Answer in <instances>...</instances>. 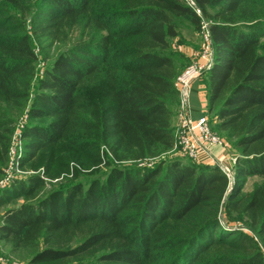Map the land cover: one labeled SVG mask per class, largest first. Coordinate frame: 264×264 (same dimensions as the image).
I'll list each match as a JSON object with an SVG mask.
<instances>
[{"label": "trees", "instance_id": "1", "mask_svg": "<svg viewBox=\"0 0 264 264\" xmlns=\"http://www.w3.org/2000/svg\"><path fill=\"white\" fill-rule=\"evenodd\" d=\"M193 1L201 17L184 0H0V174L28 101V120L47 121L23 132L45 176L61 147L75 151L63 170L106 165L39 199L35 175L0 193L14 203L0 236L34 250L27 264H264V0ZM201 18L214 61L196 82L238 151L229 193L219 168L173 153L179 49ZM32 43L68 47L36 77ZM248 178L261 181L243 192Z\"/></svg>", "mask_w": 264, "mask_h": 264}, {"label": "rangeland", "instance_id": "2", "mask_svg": "<svg viewBox=\"0 0 264 264\" xmlns=\"http://www.w3.org/2000/svg\"><path fill=\"white\" fill-rule=\"evenodd\" d=\"M202 20L206 22V20H204L203 18ZM75 36L76 34H74L73 37ZM189 40H191L190 42L193 43L195 47H193L192 45H189L186 47H182L179 50L182 52V54L186 55V57L188 58L190 62L191 56L189 59V54L198 52L200 50L201 45H200L199 30L195 34V37ZM33 44L34 43H32V45ZM33 47H34L35 55L37 57V62L35 65V70H36L35 74H36V77H39L42 74L43 70L50 65L52 60H54L56 55L60 53L63 49L67 48L68 46L64 44H61V45L53 44L51 48L47 49L46 47L42 51H39L38 46L37 45L35 46V44L33 45ZM44 57H47V59H44ZM32 83L34 84V81ZM28 105H29V101L25 104L24 108L20 112H18L16 115L14 113L15 121H14L12 134L9 138L7 160H6V163L2 166V170L0 174V193L6 190H9L11 185L14 184L15 182L26 181L28 177L35 175V176H38L44 183V187H42L37 193L38 194L37 199H39V198H42L44 195L48 194L49 192H51L52 190L62 188L63 186H61V184H64V182L67 183V181H70L71 179L74 178V173L76 170L78 172V178H75V180L82 182V184L86 182L83 179L84 178L83 173L87 175L88 177H90L89 179H91L94 177L98 178L99 176H101L103 171L106 172V170H104L106 165H105V162L103 161L100 164L101 168L96 167L95 170L92 168H91L92 170L90 169L84 170V168L81 167L80 164H77L74 161H73L74 163L69 162L70 164L68 167V171L63 170L62 168H60L64 166L62 165L64 161L62 160L61 157L64 155H67L69 152L71 155H74L75 151H68L67 149L61 147L60 156L58 157L57 166L55 168L56 171L58 172L60 171L59 176L57 178H49L45 176L43 167L37 164L34 165L35 164L33 162L34 160L27 159L28 153H27V148L25 146L26 141H24V138H23V132L26 128L32 125L42 126L46 124L47 121L45 120L29 121L27 118ZM177 111H178V108H177ZM202 116H205L208 119V121H209V117L211 118V120H213V124H209V126L211 125L210 128L212 127L215 131V132L214 131L212 132L215 133L224 144L222 148H218L216 150L215 155H216V158L218 159V162L221 163L222 167L228 170V173H226V175H227V178L229 177L228 178L229 186H230L229 191H228L229 193L232 190L233 184H234L233 170L231 168L232 166L231 161L233 158H236V156H238V151L234 148V143L229 142L226 136L218 131L217 123L214 121L213 116H209L208 113L206 112L203 113ZM176 120L177 118L175 119V125H174L175 128H176ZM102 150L103 149L101 148V151ZM174 155H177V153L175 152ZM87 162L89 163L90 160H87L86 163ZM127 164H130V163H125V165ZM152 164L153 162H138L137 166L149 167V166H152ZM211 166L217 167L215 165H211ZM93 170L96 173L95 175L92 173ZM260 181L261 179L259 178H248L245 181L242 191L243 192L251 191L254 188L255 184L259 183ZM28 202L32 203L34 201H28ZM19 203H25L24 199L19 198L15 201V204H19ZM13 204L14 203L10 202L9 204L1 206L0 216L3 214V212L7 208H11ZM221 220L224 221L222 216H221ZM231 226H234L235 228H239L246 232V230L241 226L240 223H232ZM33 252L34 250L32 249H22V250L14 251V249H12L11 244L7 242L6 240H3L2 237L0 236V264H27V262L32 257V254H34Z\"/></svg>", "mask_w": 264, "mask_h": 264}, {"label": "built area", "instance_id": "3", "mask_svg": "<svg viewBox=\"0 0 264 264\" xmlns=\"http://www.w3.org/2000/svg\"><path fill=\"white\" fill-rule=\"evenodd\" d=\"M184 1L201 17L193 0ZM199 37L200 50L191 54L189 64L174 81V87L178 92V111L174 130L173 153L176 152L178 156L193 162L215 165L226 175L228 170L222 167L215 155L216 150L223 147V142L212 132L205 116L198 119L191 117L190 94L192 84L202 74L210 70L214 61L208 23L204 22L202 18ZM235 161L236 158H233L231 163L234 164Z\"/></svg>", "mask_w": 264, "mask_h": 264}, {"label": "crops", "instance_id": "4", "mask_svg": "<svg viewBox=\"0 0 264 264\" xmlns=\"http://www.w3.org/2000/svg\"><path fill=\"white\" fill-rule=\"evenodd\" d=\"M190 56L191 54H189V59ZM190 107H191V117L193 119H198L202 117L203 113L206 112L205 96L204 93L201 91L200 86H198L197 82H194L192 84V91L190 95Z\"/></svg>", "mask_w": 264, "mask_h": 264}]
</instances>
